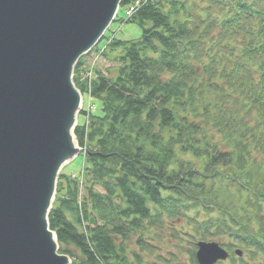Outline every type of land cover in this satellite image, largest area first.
I'll list each match as a JSON object with an SVG mask.
<instances>
[{
  "label": "trees",
  "instance_id": "obj_1",
  "mask_svg": "<svg viewBox=\"0 0 264 264\" xmlns=\"http://www.w3.org/2000/svg\"><path fill=\"white\" fill-rule=\"evenodd\" d=\"M142 1L127 20L141 37L107 32L97 46L108 74L82 81L87 56L75 67L101 106L75 129L82 177L59 180V251L73 264H144L147 235L181 220L264 259V0Z\"/></svg>",
  "mask_w": 264,
  "mask_h": 264
},
{
  "label": "water",
  "instance_id": "obj_2",
  "mask_svg": "<svg viewBox=\"0 0 264 264\" xmlns=\"http://www.w3.org/2000/svg\"><path fill=\"white\" fill-rule=\"evenodd\" d=\"M122 1L0 0V264H71L49 214L61 170L81 152L74 69ZM198 247L199 264L229 256L216 243Z\"/></svg>",
  "mask_w": 264,
  "mask_h": 264
},
{
  "label": "rangeland",
  "instance_id": "obj_3",
  "mask_svg": "<svg viewBox=\"0 0 264 264\" xmlns=\"http://www.w3.org/2000/svg\"><path fill=\"white\" fill-rule=\"evenodd\" d=\"M125 19V11L124 9H121L119 12V20L114 22L110 26L108 36H115L119 40H133L140 38L142 35V29L136 24L121 22V20L123 21ZM107 42V40H103L100 46L104 47ZM98 55L99 51L98 49H96L84 59L85 65L83 66V69L85 72L82 81L94 78L96 70H100L103 73L108 74L114 66V63H112L105 57L100 58L98 57ZM80 93L82 94L81 91ZM84 101L87 105L89 102L88 97H84ZM94 102L97 108L99 109L101 106L100 102L97 100H95ZM84 120L85 118L83 116H80L78 123L81 124ZM73 135L75 136V132ZM77 145L82 148L78 144V141ZM81 155L82 154H79L74 160L68 162L61 170L57 181V190L52 208L54 205H56V200L58 199V196L61 195H58V184L60 177L62 175H67L70 176L73 180H77L82 177L84 157ZM194 215L195 213L192 212V216ZM203 218H205V215H203L201 219ZM245 223L249 224L253 229H257V223H259V220L248 221V219H246ZM162 226V231L154 229L153 231H151L152 233H149V235H147V241L152 244L151 250H139L140 255L143 258L144 264H198L195 249H197L196 244L199 241L202 242V238L201 235L197 234L194 226L193 231L191 228H188L186 225H184L181 220H166ZM207 238V240H204L207 241V243L217 242L222 248L225 249H230L229 247H227V245H232V247L234 248L233 251L240 250L244 252L241 260L235 261L236 256L234 255L229 260L220 262L219 264H264V259L262 257H256V260L254 259V256L252 254L253 252L250 253V248H248L249 245L244 246L241 240H234L230 238L229 235L224 236L219 234H213L211 235V237ZM130 249H136L135 245H131ZM69 259L71 261V264H73L72 258L69 257Z\"/></svg>",
  "mask_w": 264,
  "mask_h": 264
},
{
  "label": "built area",
  "instance_id": "obj_4",
  "mask_svg": "<svg viewBox=\"0 0 264 264\" xmlns=\"http://www.w3.org/2000/svg\"><path fill=\"white\" fill-rule=\"evenodd\" d=\"M139 5V3H137L136 4V7ZM133 12H134V9L132 8V9H130L129 11H128V16H131L132 14H133Z\"/></svg>",
  "mask_w": 264,
  "mask_h": 264
},
{
  "label": "bare ground",
  "instance_id": "obj_5",
  "mask_svg": "<svg viewBox=\"0 0 264 264\" xmlns=\"http://www.w3.org/2000/svg\"><path fill=\"white\" fill-rule=\"evenodd\" d=\"M74 136V135H73ZM74 140H75V137H74ZM74 146L76 147L77 146V143H76V141H74Z\"/></svg>",
  "mask_w": 264,
  "mask_h": 264
}]
</instances>
